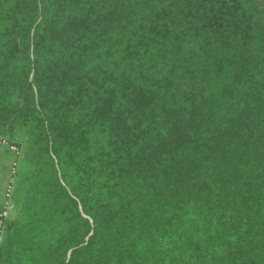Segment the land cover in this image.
I'll return each mask as SVG.
<instances>
[{
    "label": "trees",
    "instance_id": "obj_1",
    "mask_svg": "<svg viewBox=\"0 0 264 264\" xmlns=\"http://www.w3.org/2000/svg\"><path fill=\"white\" fill-rule=\"evenodd\" d=\"M0 264H264V0H0Z\"/></svg>",
    "mask_w": 264,
    "mask_h": 264
},
{
    "label": "built area",
    "instance_id": "obj_2",
    "mask_svg": "<svg viewBox=\"0 0 264 264\" xmlns=\"http://www.w3.org/2000/svg\"><path fill=\"white\" fill-rule=\"evenodd\" d=\"M0 145L7 147L10 151L19 155V148L14 143L9 142L6 138H0ZM18 166L16 160L13 162L10 170V178L4 186L2 192V199L0 200V232L3 231V228L6 224V221L10 217L14 209V199L13 191L15 185V175L17 172Z\"/></svg>",
    "mask_w": 264,
    "mask_h": 264
},
{
    "label": "crops",
    "instance_id": "obj_3",
    "mask_svg": "<svg viewBox=\"0 0 264 264\" xmlns=\"http://www.w3.org/2000/svg\"><path fill=\"white\" fill-rule=\"evenodd\" d=\"M16 159V154L10 151L7 147L0 145V200L5 184L10 178V170L13 162ZM0 232V239H1Z\"/></svg>",
    "mask_w": 264,
    "mask_h": 264
},
{
    "label": "rangeland",
    "instance_id": "obj_4",
    "mask_svg": "<svg viewBox=\"0 0 264 264\" xmlns=\"http://www.w3.org/2000/svg\"><path fill=\"white\" fill-rule=\"evenodd\" d=\"M11 215V214H10Z\"/></svg>",
    "mask_w": 264,
    "mask_h": 264
}]
</instances>
